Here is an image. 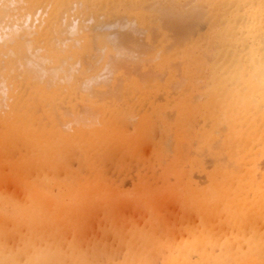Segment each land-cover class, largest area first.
I'll list each match as a JSON object with an SVG mask.
<instances>
[{
  "label": "bare ground",
  "instance_id": "bare-ground-1",
  "mask_svg": "<svg viewBox=\"0 0 264 264\" xmlns=\"http://www.w3.org/2000/svg\"><path fill=\"white\" fill-rule=\"evenodd\" d=\"M0 264H264V0H0Z\"/></svg>",
  "mask_w": 264,
  "mask_h": 264
},
{
  "label": "rangeland",
  "instance_id": "rangeland-1",
  "mask_svg": "<svg viewBox=\"0 0 264 264\" xmlns=\"http://www.w3.org/2000/svg\"><path fill=\"white\" fill-rule=\"evenodd\" d=\"M106 28H107V30H109V29H108L109 27H105V29H106ZM110 29H111V28H110ZM113 29H114V28H112L111 30H113Z\"/></svg>",
  "mask_w": 264,
  "mask_h": 264
}]
</instances>
